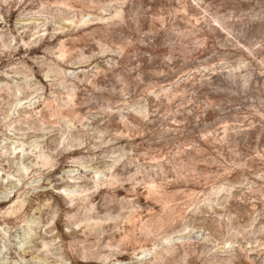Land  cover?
Returning a JSON list of instances; mask_svg holds the SVG:
<instances>
[{"label":"rangeland","instance_id":"obj_1","mask_svg":"<svg viewBox=\"0 0 264 264\" xmlns=\"http://www.w3.org/2000/svg\"><path fill=\"white\" fill-rule=\"evenodd\" d=\"M0 264H264V0H0Z\"/></svg>","mask_w":264,"mask_h":264},{"label":"bare ground","instance_id":"obj_2","mask_svg":"<svg viewBox=\"0 0 264 264\" xmlns=\"http://www.w3.org/2000/svg\"><path fill=\"white\" fill-rule=\"evenodd\" d=\"M17 148L14 149L13 154H16Z\"/></svg>","mask_w":264,"mask_h":264}]
</instances>
